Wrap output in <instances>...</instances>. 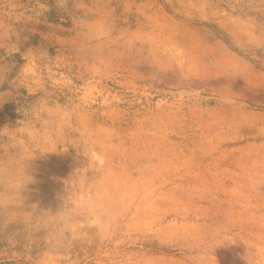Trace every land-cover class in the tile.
Masks as SVG:
<instances>
[{"label": "rangeland", "instance_id": "obj_1", "mask_svg": "<svg viewBox=\"0 0 264 264\" xmlns=\"http://www.w3.org/2000/svg\"><path fill=\"white\" fill-rule=\"evenodd\" d=\"M0 264H264V0H0Z\"/></svg>", "mask_w": 264, "mask_h": 264}]
</instances>
